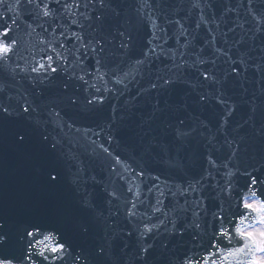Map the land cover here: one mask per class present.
<instances>
[{"label": "snow or ice", "instance_id": "snow-or-ice-1", "mask_svg": "<svg viewBox=\"0 0 264 264\" xmlns=\"http://www.w3.org/2000/svg\"><path fill=\"white\" fill-rule=\"evenodd\" d=\"M51 2L52 0H14V3L10 4L8 0H0V8L4 9V11H0V64L7 66L12 57H17L18 60H25V64L21 67L17 63L16 68L23 72L36 73L38 76L43 75V77H46L49 71L52 73L58 71L57 67L53 66L57 61H61V67L65 71L67 70L69 64L67 57L63 52L57 50L52 41L43 36L40 37L39 43L47 46L46 49L42 48L40 51H50L55 55H41L38 60L33 55V64L25 57L18 55L20 40L16 35H10V33L18 31L16 27L18 22L14 16L10 15L14 8H21L22 5L26 4L39 9L43 18H54L56 13L51 8ZM55 3L60 4L61 0H55ZM248 5V12L254 23L247 28H245V24L248 21L236 24L235 27L243 31V35L239 39L229 42L228 32L235 31V28H230L228 32H220V36L223 37V44L218 45L214 30L209 28L210 39L205 40L198 51L188 54L177 50L168 57L173 60L172 69H169L171 74L169 72L156 74L154 79L149 80L147 88L138 89L137 96L148 94L145 103L149 110L140 113L130 112L128 117L132 120V134L139 139L142 158L154 160L171 169L186 167V161L195 156V153L192 156L188 154L192 141L197 137L205 140L204 148L207 152L206 159L210 168L204 170L200 179L187 182V187H178L179 194L184 197V201L183 204H180L179 201L176 202L177 206L172 209L175 213L173 218H168L167 212L162 207L163 201L157 199L153 212H161L165 219L156 218L155 224L143 223L141 228L140 224L133 222V218L137 217V212L133 211L137 208V202L132 200L127 201V203H131V208L125 214L128 224L121 227L118 222L119 208L115 207L113 210L114 202L121 200L120 194L115 189L109 190L105 186L103 191L108 198L106 201L109 206L108 215L105 216L102 211L98 212L97 206L89 199L90 194H88L86 185L89 179L97 184L102 183V181L96 180L95 176L86 178V170L82 161L78 162L72 179L73 195L79 197L75 205L70 201L66 202L58 198L55 193L46 192V189H52L61 183V172L55 166L47 170V178L43 180L41 194L46 193L52 198L53 210L61 215L66 223L78 228L82 233H88L93 223H99L102 227V242L96 244L93 249L101 264H125L122 255L127 254L125 251L128 247L127 240L132 238L134 233H138L135 260L139 261V264H151L158 248L161 258H164L169 247L167 239L160 240L157 245L156 240L160 236L166 233L172 237H184L190 230L195 229L197 234L193 235L192 239L198 240L210 227L212 228L211 240L204 254L201 255L196 251H193L191 255L185 254L180 260V264H264V187H257V185L264 186V179L258 178L256 175L258 171L264 169H258L255 165L251 166V170L249 167L241 169L232 163L234 160L240 161L246 157L264 165V13L252 8V0H248ZM147 6L148 0H145L143 7ZM193 6L201 8L199 2ZM208 7L211 5L209 4ZM62 8L70 17H76L77 10L80 8L91 9V12L79 13L87 22V26L93 30L88 39H85V34L82 32L73 31L67 35L62 30L59 33V36L63 37L65 41L74 40L79 44L78 48L75 44L73 45L77 55L72 63L83 65L84 57L91 52L94 56L100 57L96 59L98 67L95 68V73L97 78L103 80L111 71L115 76V82L124 85V88L127 89L128 85L125 80L131 75V71L124 72L122 76L116 73L115 68L102 71L105 64L102 54H105L107 49L111 47L117 51L111 52L110 57L126 55L130 48L129 41L132 40L129 33L121 30L122 26L118 19L121 14L112 7L111 0H72L71 3H63ZM232 11L235 9H226V12ZM169 23L179 25V34L187 36L188 30L179 20L169 21ZM201 23L209 24L216 23V21L206 19L201 8L200 20L196 23V27L199 28ZM71 24L77 25L81 29L85 27V23L75 18L71 19ZM29 27L31 28V26ZM216 27L219 29L218 23ZM159 31L167 33V29L162 26ZM27 34L31 35L30 32ZM158 39H162V37L157 36L154 32L153 40ZM153 40L148 41V44L152 45ZM242 45H248L247 49L242 51ZM189 46L190 42L181 45L185 49ZM59 47L67 48V44L62 42ZM157 48H160L161 53L165 52L162 45L150 46L143 53V58L137 59L135 64L141 66L150 64L153 56L159 59L160 54L157 53ZM81 49L84 50L82 54L80 53ZM257 51L258 58L251 55L252 52ZM177 55L180 57L179 62L175 60ZM186 55H193L195 58L189 62L188 59L184 58ZM217 61L227 65V68L219 67ZM12 71L15 72V68ZM137 72L141 74L138 69ZM189 72L192 73L195 83L192 82V79L186 78V74ZM86 74L92 75L91 72H86ZM71 78L72 76H69V79ZM77 78L84 84H88V80L83 75ZM39 82L43 83L44 80L40 79ZM181 84L187 85L191 91L181 97L179 101L169 102L172 92ZM252 85L258 87L251 88ZM64 88L67 89L68 85L65 84ZM4 91L5 84L0 82V93ZM100 91L99 88H96V92ZM234 96H239L240 100L233 99ZM10 99L11 97H9ZM135 99L136 97H133V100ZM67 100L70 106L79 104V98L75 95L68 96ZM213 102L221 110L214 132L211 130L208 120L199 115H193L189 111L193 105L203 108ZM33 103V101L24 98V103L19 105V112H15L10 104L0 102V118L7 120L14 114L31 116L36 111L33 108ZM96 103H103V97L93 94L91 98H86L87 105ZM241 104L248 106L246 118L241 117V121L232 126V119ZM131 107L135 108L137 105L132 104ZM115 112L116 110L113 109V123H115ZM49 114L56 118L61 117V112L56 108H52ZM119 119L124 120L125 116L121 115ZM66 126L70 129L75 128L74 123ZM107 127L111 129L112 125L109 124ZM76 131L79 132L80 129L77 128ZM103 131L102 129L100 133L93 134L101 135ZM221 136L223 137L222 143L220 142ZM107 138L109 141L114 139L110 132L107 134ZM14 139L16 143L22 144L28 139V134L23 131H16ZM42 141L47 142L50 151L57 149L60 143V141L49 142L47 135L42 136ZM92 143L95 144L96 142L92 141ZM99 147L114 161L113 164L109 165L110 172L116 174L120 180H127L130 185L127 187V191L133 192L134 179L143 177L146 174L145 171L143 169L137 171L128 163L127 159H122L119 154L113 156L111 150L104 147L103 144H100ZM221 148H227L228 154L224 161L218 162L214 158V153L219 152ZM117 166L122 169L121 172H117ZM221 168L229 169L224 174L229 179L223 185L220 181L215 180L212 171L213 169L219 171ZM232 168L235 170L233 171ZM124 173H128L129 176L126 177ZM238 177H247V182L242 188L236 187V183H238L236 178ZM155 179L159 180V177L157 176ZM206 180L215 181V183H202ZM196 185H201V187L198 188ZM155 187L158 188V185ZM208 188L212 189V192L215 193L214 198L218 200L217 210L210 214L211 221L208 219L209 211L206 201L213 197L205 194V189ZM81 193H85V195L80 196ZM234 193L236 197L235 206L242 211L233 212L229 216L228 212L232 205L229 204L228 209H226L225 204L233 200ZM192 194L197 195L189 200V196ZM135 195L139 197L138 190ZM160 195L163 196L164 193L160 192ZM172 195L175 196L176 193L173 192ZM189 212L194 218L188 216ZM144 216H148V213L145 212ZM101 217L103 218L102 221ZM4 223L6 221L0 222V247H6L11 242V236L5 230ZM161 228H163V232H161ZM25 232L26 236L31 238L24 257L29 261V264H38L41 259L49 261L50 256L46 253L51 254L52 260H64L71 252L70 247L66 244L54 242L56 239L54 233L50 232L44 235L43 239H36L37 236L41 235V232L35 225L32 226V230L26 229ZM223 241H227V244H223ZM233 244L236 246L232 247ZM33 249L36 250L33 251ZM229 258L232 259L229 260ZM80 260H84V264H88L87 259L81 255L74 257V264ZM0 264H13V259L0 258ZM168 264H172V261L168 260Z\"/></svg>", "mask_w": 264, "mask_h": 264}, {"label": "water", "instance_id": "water-1", "mask_svg": "<svg viewBox=\"0 0 264 264\" xmlns=\"http://www.w3.org/2000/svg\"><path fill=\"white\" fill-rule=\"evenodd\" d=\"M3 153L5 154L4 150H3ZM1 159H2V162H5V159L8 160V159H11V158H5L3 155L0 156ZM3 157H4V160H3ZM37 180H34V183H36Z\"/></svg>", "mask_w": 264, "mask_h": 264}]
</instances>
